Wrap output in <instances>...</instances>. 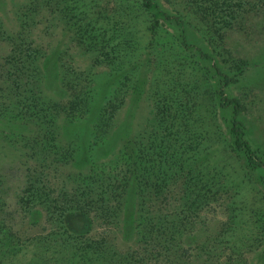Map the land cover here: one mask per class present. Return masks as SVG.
<instances>
[{
    "label": "rangeland",
    "instance_id": "1",
    "mask_svg": "<svg viewBox=\"0 0 264 264\" xmlns=\"http://www.w3.org/2000/svg\"><path fill=\"white\" fill-rule=\"evenodd\" d=\"M156 2L183 34L143 0H0V264H264V167L216 99L238 79L264 158V0ZM169 124L209 131L229 192L197 202Z\"/></svg>",
    "mask_w": 264,
    "mask_h": 264
},
{
    "label": "trees",
    "instance_id": "2",
    "mask_svg": "<svg viewBox=\"0 0 264 264\" xmlns=\"http://www.w3.org/2000/svg\"><path fill=\"white\" fill-rule=\"evenodd\" d=\"M143 5L147 11L152 13V28L160 26L162 24V19L170 20L173 21L175 26L183 34L184 25L180 17L168 15L164 11L160 10L156 0H143ZM90 31L93 32L92 29ZM183 37H185V35H183ZM105 40L106 39H104V41ZM237 80L238 79L232 78L229 75H224L223 87L216 92V99L221 108L231 109V115L227 118V121L228 128L233 139L231 144L233 149L246 156L250 167L254 169L261 168L264 167V158L252 149L250 142L246 138V128L239 118L240 114L245 110V105H243L240 100L229 97L225 92L224 87L230 85L231 83H236ZM178 128L179 126H174L173 124H169L167 126L168 138L172 141L170 143V148L173 149V153L178 155H172L171 157L174 158V163L179 166L181 170L185 172L188 171L191 174H196L193 178L191 176L190 180L196 179L195 196L197 198V202L209 199L211 196L218 193L229 192L232 185L229 184L230 178L227 177L228 175L224 172V168L221 167V169L218 168L219 170H216L214 168H210L211 166H209L211 163L208 159H211V156L216 155L215 153H208V147H211V145L213 146V144L211 142L209 143L208 140L209 131L203 129L202 126L199 128L198 132L191 131L189 128H185L181 131ZM193 136L195 137L192 139L194 142L190 140ZM178 142H180V144ZM216 173H218V175H216ZM217 176L219 179H217ZM129 178H131V175ZM82 184H85L84 179ZM107 200L109 201L108 197ZM174 257H176L174 261L175 263H182L180 261L181 256L177 254V252L176 254L174 253ZM204 257L208 260H212V255L210 253L206 254Z\"/></svg>",
    "mask_w": 264,
    "mask_h": 264
}]
</instances>
